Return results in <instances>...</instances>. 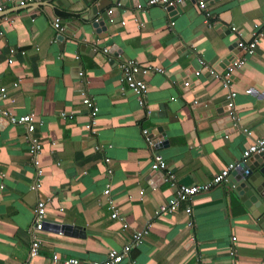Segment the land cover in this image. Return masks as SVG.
Instances as JSON below:
<instances>
[{
	"label": "crops",
	"instance_id": "obj_1",
	"mask_svg": "<svg viewBox=\"0 0 264 264\" xmlns=\"http://www.w3.org/2000/svg\"><path fill=\"white\" fill-rule=\"evenodd\" d=\"M17 1H0V87L12 100L0 105L15 116L33 115L41 149L33 156L24 127L0 121V264H52V254L102 261L143 229L142 241L119 264H264V237L226 183L173 212L155 214L175 188L145 181L158 155L177 184L207 183L264 137V36L251 53L228 50L237 41L250 42L264 25V0H203L210 26L190 1L167 12L149 0H22L35 17L34 35L18 16ZM46 5L54 18L60 13L61 31L51 27ZM116 5L107 37L90 33V9ZM238 59L243 66L224 86L226 68ZM127 61L164 70L136 76L146 85L149 116L120 82L119 66ZM230 93L235 118L220 123L229 116L222 104ZM83 95L97 109L91 134L84 130ZM216 106L222 114L210 117ZM162 135L166 145L152 149ZM33 157L41 169L35 192ZM105 186L117 219L106 210ZM36 200H47L48 222L37 256L29 258L26 229ZM56 223L78 227V235L66 236Z\"/></svg>",
	"mask_w": 264,
	"mask_h": 264
},
{
	"label": "built area",
	"instance_id": "obj_2",
	"mask_svg": "<svg viewBox=\"0 0 264 264\" xmlns=\"http://www.w3.org/2000/svg\"><path fill=\"white\" fill-rule=\"evenodd\" d=\"M184 1H190L195 3L197 8L203 12L205 22L208 26H210L209 22V13L206 9V4L203 0H149L148 5H154L159 4L163 8L171 7L174 4H182ZM17 5L19 7L24 6V2L22 0L17 1ZM2 8L0 7V11ZM60 20L59 18L55 17L53 21L50 23L51 27L56 30L57 32L61 31L60 27ZM232 32H235L234 28L230 29ZM264 36V25L260 27L258 30L254 31L253 38L250 42L244 43L241 41H238L237 49L240 51H245L247 53H251L252 48L254 47L257 37ZM91 51H95L94 48H92ZM102 52L104 54H107V49H102ZM76 58V57H74ZM199 64L202 65L201 61H198ZM244 64L243 60H235L230 64L224 74H223V85L226 86L228 82V78L231 75L232 71L234 69L242 67ZM120 70H121V78L120 82L124 85L125 89L131 93L133 96L136 97L137 103L140 107H144L145 115L149 116L150 111L146 109V85L143 81L138 80L136 78L137 75H155L160 74L164 70L157 67H139L136 63L133 61H127L125 63L120 64ZM194 75H198V71L194 72ZM78 78H82V72L79 71L77 74ZM188 82H184L183 85L185 87L188 86ZM17 83H13L12 86L16 87ZM234 96V93H230L226 100L227 107L229 109L228 114L230 119H234V111H233V105L231 103V99ZM8 101L12 102L11 98L6 95V91L4 87H0V101ZM81 104L85 107L86 113L88 115V122L84 126V130L88 133H92V125L94 116L96 114V106L93 103V101L88 97L83 95L81 99ZM62 116V115H61ZM0 121H4L8 125H21L24 127V135L23 139L25 141V144L27 146V149L30 151V153L35 156L37 153L40 152L41 145L39 142L38 137L36 136V129L39 126V123L35 121L32 114H23L15 116L7 109L3 108L2 105H0ZM142 135L145 137L147 136V131L142 130ZM249 135V133H247ZM264 152V137L260 139H256L252 141L247 149L242 153L241 159H246L254 154H259ZM32 165L34 167L35 171V181L30 186V191L35 192L39 187V177L41 176V169L39 168L38 161L33 157L32 159ZM237 165V163L228 165L225 169L215 173L211 180L207 183L202 184H192V185H179L177 184L176 178L174 173L171 169L167 168L162 158L158 155H153L152 163L150 165L151 172L154 173H160L161 179L164 183L168 184L170 187L175 188L174 192V198L170 200L166 205H162L158 208V213H165V212H173L177 206L180 203H190L191 199L199 192L206 191L212 186L221 185L226 183V178L229 174V172L234 169V167ZM110 171H108L109 173ZM142 191L140 192V194ZM102 196L105 199V207L106 210L110 212V218L111 219H117V211L114 207V204L112 200L109 198V190L108 186H105V188L102 191ZM46 201L47 200H36L34 203L33 209H32V221L30 225L26 229V233L29 239V251L28 256L29 258H34L37 256L38 249L40 247V233L43 231V228L45 226L44 220H45V207H46ZM184 213L186 215L191 214L190 206H185ZM191 223H187V227H190ZM125 225L122 226L124 228ZM147 230L143 229L141 231L132 233L129 241L127 244L121 247L120 251H116L114 249H110L105 254V257L102 261H88V262H82L75 258H65L60 259L58 255L52 254L50 256V260L52 264H119L122 262L123 258L127 255L130 248L137 246L141 241L142 238L146 235ZM234 240V238H232ZM17 264H23V263H17ZM25 264V263H24ZM135 264V263H130Z\"/></svg>",
	"mask_w": 264,
	"mask_h": 264
},
{
	"label": "water",
	"instance_id": "obj_3",
	"mask_svg": "<svg viewBox=\"0 0 264 264\" xmlns=\"http://www.w3.org/2000/svg\"><path fill=\"white\" fill-rule=\"evenodd\" d=\"M1 1V0H0ZM30 1V0H29ZM40 2L42 0H39ZM209 2L211 0H204ZM63 4L62 1H59ZM57 2V5H61ZM119 2V1H118ZM117 2V4H118ZM211 4V3H210ZM120 5V4H119ZM113 6L109 8L108 11L105 8H98L92 7L90 9V16L88 17L87 27L90 33L95 34L98 38H106L107 32L106 29L115 22L113 21V16L118 14V6ZM137 6V4L135 5ZM41 7L38 5L35 7L36 9ZM29 7H20L18 9V16L23 21V25L27 28L30 35H34L36 30L35 27L32 25V21L34 20V16L28 15L29 13L26 10ZM173 10V6L167 7L166 11L169 12ZM102 11V12H100ZM37 12V10H36ZM43 12L50 17V19H54V16L51 14L50 7L48 5L45 6ZM100 12V13H99ZM2 13V12H1ZM0 13V16L3 15ZM15 16V15H12ZM112 18V19H111ZM103 34V35H102ZM100 35L102 37H100ZM63 36L58 34L56 36V41L61 42ZM238 41L233 44L231 47L228 48L233 54H236ZM110 53V50L108 51ZM194 75V74H193ZM227 100L224 101L222 104L224 109L223 113H228L229 109L227 107ZM195 107H193L194 109ZM219 107L216 106L213 112L210 113V117H215L216 115L222 114L220 112ZM230 117H225L222 119V122H230ZM219 122V121H218ZM236 129V127H234ZM166 145V139L163 135L160 138L158 143L154 144L152 149H159L162 146ZM159 179V180H157ZM145 181L149 186L158 185L162 182L161 174L151 172L149 175L145 177ZM226 184L230 188L231 193L234 197L242 204L248 217L251 219L252 223L259 229L264 237V152L259 154H254L246 159H240L237 162V165L232 169L227 178ZM48 221L44 220L46 224ZM58 231L64 233L66 236H76L78 235V227H71L69 225H64L60 223H56ZM82 235V234H81Z\"/></svg>",
	"mask_w": 264,
	"mask_h": 264
},
{
	"label": "trees",
	"instance_id": "obj_4",
	"mask_svg": "<svg viewBox=\"0 0 264 264\" xmlns=\"http://www.w3.org/2000/svg\"><path fill=\"white\" fill-rule=\"evenodd\" d=\"M56 14H57L56 16L60 18V16H61L60 13H56Z\"/></svg>",
	"mask_w": 264,
	"mask_h": 264
}]
</instances>
